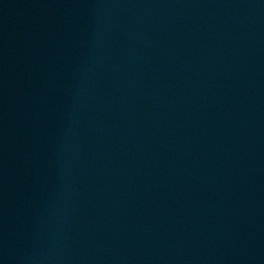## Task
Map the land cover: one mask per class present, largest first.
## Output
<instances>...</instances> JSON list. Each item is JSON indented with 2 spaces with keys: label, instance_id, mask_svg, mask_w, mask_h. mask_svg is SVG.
Returning <instances> with one entry per match:
<instances>
[{
  "label": "water",
  "instance_id": "water-1",
  "mask_svg": "<svg viewBox=\"0 0 264 264\" xmlns=\"http://www.w3.org/2000/svg\"><path fill=\"white\" fill-rule=\"evenodd\" d=\"M0 264H264V0H0Z\"/></svg>",
  "mask_w": 264,
  "mask_h": 264
}]
</instances>
